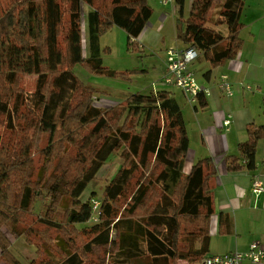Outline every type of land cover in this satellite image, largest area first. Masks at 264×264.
<instances>
[{"label": "trees", "instance_id": "obj_1", "mask_svg": "<svg viewBox=\"0 0 264 264\" xmlns=\"http://www.w3.org/2000/svg\"><path fill=\"white\" fill-rule=\"evenodd\" d=\"M185 1L176 0V38L212 68L235 59L244 0H192L188 18ZM152 15L149 0H0V82L14 92L8 100L0 91L11 132L7 142L0 135V227L36 247L31 264H85L89 254L109 256L106 264H177L209 254L218 170L206 156L184 174L190 139L173 93L136 92L101 107L98 90L74 72L126 75L103 65L100 39L120 27L135 51ZM21 76L36 77L32 92L19 89ZM246 133L225 156L230 173L256 170L264 125L252 122ZM117 154L94 222L92 198L81 194ZM0 260L22 264L9 250Z\"/></svg>", "mask_w": 264, "mask_h": 264}, {"label": "crops", "instance_id": "obj_2", "mask_svg": "<svg viewBox=\"0 0 264 264\" xmlns=\"http://www.w3.org/2000/svg\"><path fill=\"white\" fill-rule=\"evenodd\" d=\"M192 2L185 1V18L190 15ZM244 2L241 18L244 26L240 31L244 45L238 56L217 68H212L200 57L191 66L196 76L200 77V84L210 87L211 94L206 97V108L201 109L198 104L192 103L177 88L169 90L182 107L190 139L184 174H189L194 163L206 156L214 159L218 170L213 184L215 211L211 217L208 256L245 252L253 242L264 245V192L257 196L252 190L255 178H259L264 186V139L258 145L256 170L230 173L224 161L226 155L238 153L239 143L247 139L248 124L255 122L264 125V107L261 106L264 104V5L263 0L257 5L256 0ZM175 4L176 1L171 2L170 16L168 13L164 14L162 8L153 10L152 17L136 39L137 44L151 53L165 50V53H159L164 59V73L158 83H152L150 91L167 89L161 80L167 72L166 50L169 47L162 49V46L169 36L176 38ZM256 6L259 9L257 11ZM180 43L176 48L170 49L184 50L187 47L182 41ZM223 73L229 75L233 84L234 95L230 98L224 97L218 86ZM249 84L258 86V89L246 90L245 86ZM127 95L129 94H121L120 97L125 98ZM105 100L106 98L101 102H110ZM229 115L232 122L230 126H225L224 120ZM4 250H9L22 264H27L35 257L34 249L26 243L23 236L0 227V256ZM0 264L5 263L0 260ZM243 264L251 263L245 261Z\"/></svg>", "mask_w": 264, "mask_h": 264}, {"label": "rangeland", "instance_id": "obj_3", "mask_svg": "<svg viewBox=\"0 0 264 264\" xmlns=\"http://www.w3.org/2000/svg\"><path fill=\"white\" fill-rule=\"evenodd\" d=\"M176 1V0H175ZM261 0H256V5L259 4ZM173 3V2H172ZM149 4L153 10L161 9L164 14L170 13L172 5L170 3L169 6H163L160 3V0H149ZM264 5V0H263ZM176 6V4H175ZM259 10L258 6H256V11ZM86 15L87 11H89V7L84 6L83 10ZM170 16V14H169ZM172 17V15H171ZM176 23V16H175ZM174 23V24H175ZM83 36L84 41L86 37V27H85V18L83 22ZM136 42V41H135ZM100 45L102 48V60L103 65L117 72L127 73L126 75L117 74L116 76H105L100 74H93L86 70L84 67L78 65L75 67L74 72L76 76L86 85H89L98 90L96 104L98 106H106L112 105L115 102H100V95H109L110 98H106L105 101H112L114 98H120L123 101L129 95L136 92L148 93L153 84L158 83L159 79L162 77L164 73V63L163 56L159 53L164 52L165 50L155 51L151 53L150 50L146 48L143 49L140 44H137V50L133 51V48H129L128 46V35L125 30L120 27H114L112 30L105 33L100 39ZM85 44V42H84ZM180 41L174 36H169L165 39V44L162 46V49L169 47L176 48ZM167 52V50H166ZM198 81H200V77L197 76ZM153 83V84H152ZM252 87H255L253 84H249ZM36 87V77L29 76H21L19 79V89L23 92H32ZM172 87H167L168 90H171ZM258 88V86H256ZM180 90V89H179ZM0 91L3 93V97L5 99H12L14 92L10 89V87L2 82H0ZM122 91L123 93H119ZM183 93V92H182ZM121 94H129L127 97H120ZM114 97V98H113ZM261 106L264 107L262 103ZM0 135L2 136L3 141H8V138L11 136V132L9 130V126L7 123L6 116H0ZM12 135H15L13 132ZM45 141L43 142V145ZM10 145H14V139L10 142ZM36 165H41V162L38 161V154L34 156ZM120 159L118 154L113 155L110 160L100 168L98 171L96 178L89 183L87 188L81 194V199L83 201H87L90 198L101 201L102 193L108 183V181L115 175L117 172ZM92 193L93 196H92ZM92 196V197H91ZM41 205L37 206L39 210ZM37 210V211H38ZM93 221L90 222V224ZM5 227V226H3ZM7 228V227H6ZM8 229V228H7ZM9 230V229H8ZM10 231V230H9ZM11 232V231H10ZM12 233V232H11ZM25 239V236H23ZM26 241V239H25ZM28 244V242L26 241ZM35 251V257L27 264H31L36 258V247L34 245H30ZM100 258H97L93 254L87 255V259L85 260V264H106L109 263V256L103 257V254L100 255ZM103 258V259H102ZM201 260H195L194 262L190 261H181L179 260L177 264H200Z\"/></svg>", "mask_w": 264, "mask_h": 264}, {"label": "built area", "instance_id": "obj_4", "mask_svg": "<svg viewBox=\"0 0 264 264\" xmlns=\"http://www.w3.org/2000/svg\"><path fill=\"white\" fill-rule=\"evenodd\" d=\"M175 0H160L163 6H168ZM200 52L197 48L191 46L184 50L168 49L166 52L167 72L161 83L167 87L180 89L190 101L198 104L199 95L202 93L205 97L211 94L210 87L203 86L197 79L192 64L199 58ZM219 89L224 97L230 98L234 95L233 84L228 74L220 75ZM246 90L258 89L251 85L245 86ZM231 115L224 120L225 126H230ZM252 190L257 196L264 192L263 182L255 178L252 182ZM93 209L92 220L99 221L101 201L91 199ZM245 261L251 264H264V245L260 242H253L245 252H230L224 255H210L201 260L200 264H243Z\"/></svg>", "mask_w": 264, "mask_h": 264}]
</instances>
